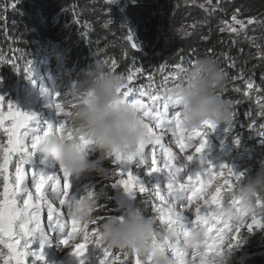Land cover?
<instances>
[{
    "label": "snow or ice",
    "instance_id": "1",
    "mask_svg": "<svg viewBox=\"0 0 264 264\" xmlns=\"http://www.w3.org/2000/svg\"><path fill=\"white\" fill-rule=\"evenodd\" d=\"M231 20L232 24L227 21L224 23L227 30L237 35L245 29L246 23L251 25L254 22V18H248L245 23L238 19L236 14L232 15ZM234 25H239V30ZM225 30L224 27L220 29L221 32ZM136 47L132 43V48ZM225 55L227 59V54ZM7 63H10L12 69L19 74L20 70L15 63L12 61ZM28 63L31 65L32 61ZM115 65L116 62L112 61L111 70H115ZM229 66H234V62ZM177 69L178 71L170 76H164L160 87H156L153 78L149 76L150 83L147 88L142 87L139 90L138 98H132L136 89L131 86V82L142 73V68L137 67L134 71L130 70L127 75L120 76L123 83L117 91L126 98L131 109L141 118L150 140L147 144L137 145L133 153L113 150L109 159L119 170V178L110 187L122 189L133 199L137 197V193L148 191L140 176L133 175L131 166L133 163L136 166L147 165L150 157L151 167L147 170L146 176L151 177L155 174L161 180L152 185L153 217L162 227L178 225L180 228V235L175 240L157 241L154 236L155 249L166 252L177 261H190V264H218V258L224 255L223 247L231 252L241 242L238 234L243 228L246 227L249 233L253 231L254 226L264 228V215L252 214L244 221L233 223L213 213L212 209L222 207L225 202L231 205L239 203L238 198L233 195V190L235 184L248 172L236 171L227 163L212 164L205 159L209 135L217 128L215 123L205 120L198 128L189 129L184 126L180 109L175 110L171 117L168 116L169 106L174 109L176 106L168 102L164 92L169 80L176 82L184 70L180 66H177ZM24 73L26 78H31L32 69L26 67ZM237 78L243 79L242 76L233 77ZM244 83L246 89L243 95L248 97L250 90L256 86L251 80H245ZM235 91L240 92L241 89L235 88ZM256 91L261 90L256 88ZM61 95L54 92L49 105L58 117L54 124L37 122L35 113L19 110L12 102H7L5 112L4 97L0 96V130L7 137L6 142L0 140V177L3 184L0 191V264H27L29 257L42 261L43 248L49 243V238L57 233L60 235L57 244L70 249V254L76 258L77 264H90V261L91 264H95L92 257L100 254L102 258L99 264H109V258H113L115 264V260L120 258V254L113 253L100 240L98 226L92 227L89 231V225H98V221L104 220L105 217L95 216L87 221L78 218L76 210L78 208L82 210L86 202L96 200L98 194L94 188H85L84 192L87 195H81L79 198L71 195V175L62 167L51 174L31 171V180L27 178L29 169L25 165L45 138L55 134L67 140L74 139V130L69 127L68 117L77 100L76 98H73L74 102L58 100ZM144 97H147L148 103ZM69 104L70 107H66ZM257 114L264 116V103L260 105ZM6 121L9 122V126H5ZM255 123L253 120L248 124L250 132L257 131ZM243 127L244 125L240 124V128ZM224 131L232 136L233 144L238 146L241 133L235 132L231 123ZM166 133L171 134V141L178 151L164 143ZM257 135L260 138L259 143L264 145V125H260ZM78 139L82 147L90 153L93 142L83 135ZM193 162H196L195 168L191 167ZM10 164H14V174L8 171ZM259 164L264 166V161H259ZM125 174L127 178H124ZM221 178L223 184L220 183ZM256 203L258 206H264V200L259 197ZM45 211L46 223L43 217ZM88 212L92 214L93 209L89 208ZM107 218H117L123 222L124 215L112 214ZM249 219L251 223H248ZM196 228L203 230L204 239L190 252L186 251L182 246L181 237L187 236ZM34 239L39 241V248L31 247ZM89 244L92 246L89 247ZM122 255L125 261L129 256L135 257L134 264H151L152 260L151 255L147 259H142L135 250L123 251Z\"/></svg>",
    "mask_w": 264,
    "mask_h": 264
},
{
    "label": "trees",
    "instance_id": "2",
    "mask_svg": "<svg viewBox=\"0 0 264 264\" xmlns=\"http://www.w3.org/2000/svg\"><path fill=\"white\" fill-rule=\"evenodd\" d=\"M233 14L245 23L248 18H254V22L246 23L245 29L237 35L227 30L224 23L232 24ZM234 26L239 30V25ZM222 27L226 29L223 32ZM79 30L83 34H77ZM132 43L137 46L135 49ZM262 53L264 0H0V89L8 82L27 84L24 69L32 68L35 63L42 65L44 61V74L56 82L58 58L73 85L82 78V70L97 62L118 76L140 67L142 73L131 82L139 91L148 87L149 76L154 85L160 87L164 76L178 71L177 66L186 68L197 58L211 57L227 77L223 96L233 106L229 123L235 132L241 133L239 150L247 146L264 156V145L259 143L257 135L260 125H264V116L257 114L264 103ZM7 61L17 65L19 74ZM112 61L116 62L114 71ZM232 62L234 66L230 67ZM241 76L243 79H233ZM245 80H251L261 91L254 88L245 97ZM174 83L169 80L167 87ZM235 88L241 91L236 92ZM253 120L256 132H250L247 127ZM229 123L217 129L224 131ZM240 124L244 127L240 128ZM0 140H3L1 134ZM97 155L90 152L88 158L95 160ZM104 167L106 175L89 172V182L99 194L92 215L119 216L110 187L116 181L117 172L110 159L104 161ZM0 181L2 188V177ZM132 208L154 216L144 200L132 198ZM102 221H98V225ZM98 225H89V231ZM157 225L162 227L159 221ZM241 232L240 243L244 246L264 238V233L259 234L258 230ZM110 249L120 254L115 264H134L135 257L129 256L125 261L123 251ZM100 258L102 254L92 257L95 264H99ZM109 264H113V258H109ZM232 264H264V254L243 261L235 259Z\"/></svg>",
    "mask_w": 264,
    "mask_h": 264
},
{
    "label": "clouds",
    "instance_id": "3",
    "mask_svg": "<svg viewBox=\"0 0 264 264\" xmlns=\"http://www.w3.org/2000/svg\"><path fill=\"white\" fill-rule=\"evenodd\" d=\"M81 73L82 78L70 91L77 100L68 117L74 139L67 140L53 134L38 145L37 151L43 159L51 160L70 175L94 172L103 176L107 173L104 161L109 159L113 150L133 153L140 143L147 144L150 136L141 118L117 91L123 83L120 76L99 62ZM226 83L227 77L219 63L211 57H200L184 68L178 80L167 87L164 96L181 110L186 128H198L205 120L219 126L229 123L232 118L233 106L223 96ZM81 135L93 142L91 152L98 153L95 160L88 158L89 153L78 139ZM233 195L239 203L225 202L222 207L212 209L216 216L238 223L252 214L264 215V206L256 203L258 197L264 200V166L259 164L255 171L238 181ZM96 200L86 202L82 210L78 208V218L93 219L95 216L89 214L88 209H95ZM98 232L108 248L135 250L142 259L151 255V264H190V261H177L166 252L157 251L153 244L154 236L157 241L175 240L180 235L179 226L160 227L154 217L144 215L137 208L128 210L123 222L117 218H105L99 223ZM203 239V230L196 228L181 237V243L190 252ZM231 256L232 251L227 252L218 258V264H228Z\"/></svg>",
    "mask_w": 264,
    "mask_h": 264
},
{
    "label": "rangeland",
    "instance_id": "4",
    "mask_svg": "<svg viewBox=\"0 0 264 264\" xmlns=\"http://www.w3.org/2000/svg\"><path fill=\"white\" fill-rule=\"evenodd\" d=\"M108 1V0H107ZM83 34L82 30H79L77 34ZM46 61L40 65V63H35L32 66V76L27 78V84L21 85L18 83L11 84L8 82V85L5 88L0 89V96L4 97V107L3 110L7 111V102H12L16 105L19 110L32 112L36 114V120L39 123H52L54 124L58 117L52 107H50L51 98L54 92L61 93V97L58 100L74 102L73 97L70 95L72 89V82L70 81L67 71L63 70L61 66V60L56 59V71L58 72V80H50V78L44 74L43 69L45 67ZM3 65V64H2ZM133 84H131L132 86ZM133 87V86H132ZM134 88V87H133ZM139 91H136L135 95L132 98H138ZM146 103L149 101L147 97L143 98ZM66 107H70L66 105ZM175 110H179L178 107L174 109L169 106L168 116L171 117ZM5 126H9V122L6 121ZM1 137L3 141L6 142L7 137L0 130ZM234 135V134H233ZM209 146L206 149L205 159H207L212 164L227 163L233 167L236 171L247 170L248 173L253 172L259 166V161H264V156L251 151L249 148L239 150L238 146L233 144L232 136L225 131L217 129L210 133L209 135ZM164 143L172 147L174 151H178L175 148L174 143L171 141V134H165ZM15 160V157L13 158ZM26 168H28L27 178L30 181L32 172H43L46 174H51L59 170V167L52 162L51 160H45L42 158L41 154L36 150L31 157V159L26 163ZM117 172V178H119V170L114 165ZM151 167V158H148L147 165L136 166L135 163L131 166L133 175H139L141 180L145 182L148 187V191L145 193H137V199L144 200L149 204L151 208V203L154 200V189L153 184L161 182L160 177L153 175L151 177L146 176L147 170ZM162 167V165H161ZM191 167H196V162H193ZM9 173L14 174L15 168L14 164H10L8 167ZM89 172L81 173L79 175H71L70 181L72 184L71 195L79 198L81 195H87L84 192L85 188H93L90 181ZM127 175L125 174V177ZM234 182V181H233ZM220 183L223 184V179L221 178ZM1 184V181H0ZM226 187V186H225ZM3 188V187H2ZM0 188V191H2ZM166 194V193H165ZM113 202L115 204L116 210L120 212V215H124L128 210L132 209V198L123 192L120 188H113ZM57 206H59L57 204ZM152 210V208H151ZM153 212V211H152ZM44 223H46V211L43 214ZM248 223H251L249 219ZM242 230H248L246 227ZM241 230V231H242ZM253 230H258L259 234L264 233V228H256L254 226ZM240 232L238 235L241 237ZM60 235L59 233L51 236L49 238V243L43 248L44 259L42 261L33 260L29 257L27 264H77V260L70 254V249L64 248L57 244ZM264 238L258 241L257 243H251L244 246L242 243H239L232 250V256L230 257L228 264L234 263L235 259H240L241 261L246 259H253L254 257H261L264 254ZM31 247L33 249L39 248V241L34 239ZM263 247V248H262ZM6 251V249H5ZM222 252L226 254L228 249L226 247L222 248ZM189 259H191L189 257Z\"/></svg>",
    "mask_w": 264,
    "mask_h": 264
}]
</instances>
